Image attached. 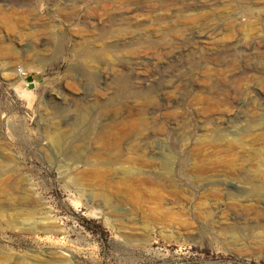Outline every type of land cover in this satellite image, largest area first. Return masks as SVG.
Here are the masks:
<instances>
[{"label": "rangeland", "instance_id": "374dc122", "mask_svg": "<svg viewBox=\"0 0 264 264\" xmlns=\"http://www.w3.org/2000/svg\"><path fill=\"white\" fill-rule=\"evenodd\" d=\"M189 1L0 0V264H264V0Z\"/></svg>", "mask_w": 264, "mask_h": 264}, {"label": "bare ground", "instance_id": "6f19581e", "mask_svg": "<svg viewBox=\"0 0 264 264\" xmlns=\"http://www.w3.org/2000/svg\"><path fill=\"white\" fill-rule=\"evenodd\" d=\"M151 1L152 0H118V4L120 5L119 7H120V13H121V15H120L121 20L124 22V24L128 25L129 27L140 24V22L137 21V18L142 17L143 20H145L144 18H146L148 16L146 13L147 10L144 9V6H142V5L146 4V7H148V3H150ZM155 1L157 3H162V4L169 3V5H173V6L179 4L180 9H179L177 14L171 16L172 18H174V17H177V18L189 17L190 15L187 12L193 6V3H191L189 0H155ZM173 9H175V8H173ZM166 18H167V16L165 14H163V15L161 14V15H158V17H156L155 20L157 21V23H164ZM123 36H124L123 33L118 32L116 35H114V39L117 41V43H119L120 41H122ZM213 63H214V61H213ZM203 69L207 70L210 73L217 74L218 76H221V74L225 73L224 69H220V68H208L207 66H204ZM207 82H208V79L202 80L201 83L203 85H206ZM145 98L151 99V96H146ZM193 100H195V96H193L191 98V100H189V104ZM197 104L201 107V111L203 112V114H210L214 111H220L221 109H224L228 106H231L232 102L230 101L229 96L225 95V93L224 94L216 93V92H212V91L208 90L206 93V96L202 97ZM226 109H224V110H226ZM116 127H114L112 130H117L118 128H116ZM109 131H111V129H109ZM214 134H215L214 136L216 138L227 139V135L223 133V129L217 130ZM166 163H167V161H166ZM166 173L169 174L170 171L169 172L167 171Z\"/></svg>", "mask_w": 264, "mask_h": 264}, {"label": "crops", "instance_id": "0c3cea01", "mask_svg": "<svg viewBox=\"0 0 264 264\" xmlns=\"http://www.w3.org/2000/svg\"><path fill=\"white\" fill-rule=\"evenodd\" d=\"M34 81H35V79L33 80H27V83H29V84H32L33 85V83H34ZM26 85V84H25Z\"/></svg>", "mask_w": 264, "mask_h": 264}, {"label": "built area", "instance_id": "2783aa9c", "mask_svg": "<svg viewBox=\"0 0 264 264\" xmlns=\"http://www.w3.org/2000/svg\"><path fill=\"white\" fill-rule=\"evenodd\" d=\"M18 71H19V72H21V70H20V69H18ZM22 74L24 75V73H22Z\"/></svg>", "mask_w": 264, "mask_h": 264}]
</instances>
